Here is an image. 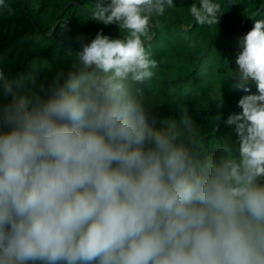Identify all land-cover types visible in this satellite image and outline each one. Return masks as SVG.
<instances>
[{"label":"clouds","instance_id":"obj_1","mask_svg":"<svg viewBox=\"0 0 264 264\" xmlns=\"http://www.w3.org/2000/svg\"><path fill=\"white\" fill-rule=\"evenodd\" d=\"M173 3L97 0L92 18L126 35L97 32L27 95L0 69V264H264V19L232 72L234 89L257 94L225 121L236 149L214 157L187 109L156 128L143 99L151 21ZM188 10L219 22L213 0Z\"/></svg>","mask_w":264,"mask_h":264},{"label":"trees","instance_id":"obj_2","mask_svg":"<svg viewBox=\"0 0 264 264\" xmlns=\"http://www.w3.org/2000/svg\"><path fill=\"white\" fill-rule=\"evenodd\" d=\"M213 2L221 6L215 26L193 21L188 9L199 0H174L163 15L153 17L146 50L157 67L142 87L143 99L156 116L154 127H162L169 119L178 122L179 110L187 109L199 126L207 152L216 157L224 148L238 146L234 126L225 123L229 115L242 111L238 100L257 94L251 82L248 93L234 89L232 72L237 68L239 39L253 27L254 19H264V0ZM96 3L6 0L12 14L7 9L0 13V69L20 82L18 97L29 93L33 80L47 83L57 71H67L82 43L90 42L97 32L110 38L126 35L117 25L92 18ZM10 99L0 89V106Z\"/></svg>","mask_w":264,"mask_h":264}]
</instances>
